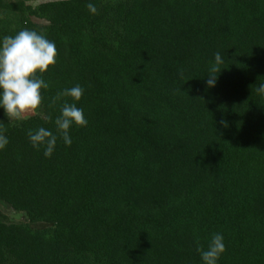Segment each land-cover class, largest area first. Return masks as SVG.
I'll return each mask as SVG.
<instances>
[{"label":"trees","instance_id":"obj_1","mask_svg":"<svg viewBox=\"0 0 264 264\" xmlns=\"http://www.w3.org/2000/svg\"><path fill=\"white\" fill-rule=\"evenodd\" d=\"M23 29L57 56L36 115L0 108V206L28 218L0 211V264H203L215 233L217 264H264V0H0V44ZM65 101L88 121L70 146Z\"/></svg>","mask_w":264,"mask_h":264},{"label":"clouds","instance_id":"obj_2","mask_svg":"<svg viewBox=\"0 0 264 264\" xmlns=\"http://www.w3.org/2000/svg\"><path fill=\"white\" fill-rule=\"evenodd\" d=\"M88 10L92 14L97 13V8L89 3ZM57 49L54 42L49 41L36 31L23 29L15 36H5L0 44V108L8 120H19L27 113L33 112L41 105V89H47L48 83L37 75L45 73L50 65L56 62ZM223 59L219 52L215 53V64L209 69L207 85L213 87L216 84L217 72H221L219 65ZM182 75V72H181ZM257 92L264 95V84H259ZM84 89L76 85L63 92L57 93L52 103L55 104L61 97H70L73 101H79ZM61 114L55 119L57 133L66 145H71L69 129L76 126H86L88 121L83 109L75 103L65 101L61 107ZM225 127L226 122L221 121ZM28 138L33 147L44 146V156L50 157L57 143V135L51 130L40 127L29 130ZM6 136L0 134V149L8 144ZM223 235L215 233L210 238L207 248L197 247L203 264H217L220 255L226 250Z\"/></svg>","mask_w":264,"mask_h":264},{"label":"rangeland","instance_id":"obj_3","mask_svg":"<svg viewBox=\"0 0 264 264\" xmlns=\"http://www.w3.org/2000/svg\"><path fill=\"white\" fill-rule=\"evenodd\" d=\"M47 1H58V0H47ZM37 113H38V109H36L33 112L27 113L21 119H25V118L32 117V116L36 115ZM13 120H15V119H13ZM0 211L5 216V219L8 222H12V223H25V222L28 221V218H27V216L24 213L14 212L9 207H7L5 205H1L0 206Z\"/></svg>","mask_w":264,"mask_h":264}]
</instances>
